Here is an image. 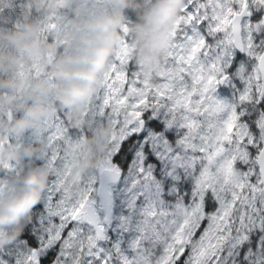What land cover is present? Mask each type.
Wrapping results in <instances>:
<instances>
[{
    "label": "snow or ice",
    "instance_id": "obj_1",
    "mask_svg": "<svg viewBox=\"0 0 264 264\" xmlns=\"http://www.w3.org/2000/svg\"><path fill=\"white\" fill-rule=\"evenodd\" d=\"M65 6L39 18L58 47L69 42L56 35L69 28ZM108 10L78 30L106 33ZM155 15L171 27L154 71L137 55L130 11L114 49L88 46L77 79L95 87L69 93L83 118L71 125L70 110L58 111L30 127L33 142L47 141L38 201L10 179L20 161L0 158V213L10 216L0 237L27 216L0 243V264H264V0H183L178 10L159 0ZM56 55L39 50L18 74L62 82L40 63ZM5 116L13 110L0 107ZM104 124L107 146L82 170L96 153L73 137ZM13 138L19 146L24 134L0 135V147Z\"/></svg>",
    "mask_w": 264,
    "mask_h": 264
},
{
    "label": "rangeland",
    "instance_id": "obj_2",
    "mask_svg": "<svg viewBox=\"0 0 264 264\" xmlns=\"http://www.w3.org/2000/svg\"><path fill=\"white\" fill-rule=\"evenodd\" d=\"M29 2L33 5V11L30 13L22 6V0H0V107L13 110L11 120L7 116L0 119V135L24 134L19 146L13 138L0 147V158L5 161L17 159L20 161L19 175L13 173L10 179L22 189L25 175L33 169L46 170L43 162L38 160L44 154L46 138L33 142L30 127H45L41 116L58 111L63 113L70 110L71 125H75L83 118L78 103L72 100L69 93L72 88L91 90L94 87L93 84L77 79L88 71L84 64L88 49L84 38L92 32L78 29L81 26L91 28L90 24L99 23L100 18L94 19L90 14L93 9L108 8L107 12L112 11L109 4L100 3L99 0H64L66 6L61 9V16L62 20L68 23L69 28L66 33L61 32L56 35L66 34L69 42L58 47L54 39L39 34V18L56 11L60 0H29ZM112 3L115 4V0H112ZM14 8H18L24 20L28 21V27L23 33L19 31L12 33V27L1 24L2 19L5 20L9 15L15 14ZM107 12L104 13V17ZM53 48L57 52L55 59L49 62L46 57H42L40 63L46 71H55L64 77L62 82L48 81L43 76H30L25 79L18 74L19 66L31 62L32 57L39 50ZM100 127L97 132L89 133L83 140L74 136L73 143H85L89 136L99 132ZM7 150H11L14 155H6ZM88 160H81L82 170Z\"/></svg>",
    "mask_w": 264,
    "mask_h": 264
},
{
    "label": "clouds",
    "instance_id": "obj_3",
    "mask_svg": "<svg viewBox=\"0 0 264 264\" xmlns=\"http://www.w3.org/2000/svg\"><path fill=\"white\" fill-rule=\"evenodd\" d=\"M159 0H115V10L109 11L105 15L107 21V32L94 31L91 35L86 36L87 46L98 45L103 41H107L109 50L115 48L118 44L121 32L120 25L129 18V12H135L136 19L134 21L135 33L138 38L137 55L145 63L146 69L155 70L157 63L163 58V45L166 43L167 35L170 30V22L160 23L155 15L156 4ZM183 0H174L175 10ZM89 27L95 29L97 24H90ZM95 87V85H94ZM108 126L104 124L100 127L97 134L89 136L85 143L88 144L90 150L96 153L94 158L86 162V167L94 165L102 155V150L107 146ZM6 155H14L11 150L6 151ZM48 172L43 169H33L23 177V189L21 198L27 195L32 201H38L46 186ZM10 219L7 214L0 215V221ZM21 229L9 232L7 235L0 237V243L7 244L15 236L19 235Z\"/></svg>",
    "mask_w": 264,
    "mask_h": 264
},
{
    "label": "trees",
    "instance_id": "obj_4",
    "mask_svg": "<svg viewBox=\"0 0 264 264\" xmlns=\"http://www.w3.org/2000/svg\"><path fill=\"white\" fill-rule=\"evenodd\" d=\"M13 11L15 12L14 15H9L8 18H6L5 20H1V24L4 23V25H8L9 27H12V33H15L17 31H19L20 33L25 32V30L28 27V21L24 20V18L22 17V15L19 13V9L18 8H14ZM21 15V16H20ZM20 16V17H19ZM16 18H18L16 20ZM26 216L20 218V223L11 227L8 232H12L16 229H21L23 228L24 223L26 222Z\"/></svg>",
    "mask_w": 264,
    "mask_h": 264
},
{
    "label": "flooded vegetation",
    "instance_id": "obj_5",
    "mask_svg": "<svg viewBox=\"0 0 264 264\" xmlns=\"http://www.w3.org/2000/svg\"><path fill=\"white\" fill-rule=\"evenodd\" d=\"M19 223H20V220H19ZM15 225H16V224H15ZM15 225H14V226H15Z\"/></svg>",
    "mask_w": 264,
    "mask_h": 264
}]
</instances>
